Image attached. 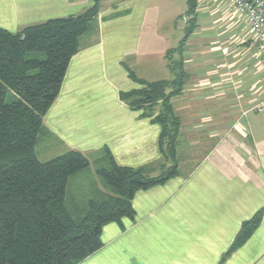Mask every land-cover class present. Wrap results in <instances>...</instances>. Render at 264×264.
<instances>
[{
    "label": "crops",
    "instance_id": "0c3cea01",
    "mask_svg": "<svg viewBox=\"0 0 264 264\" xmlns=\"http://www.w3.org/2000/svg\"><path fill=\"white\" fill-rule=\"evenodd\" d=\"M194 1L196 29L181 48L191 20L187 0L186 10L180 0H104L43 117L46 150L77 151L90 160L108 148L119 166L159 175L172 165L160 148L162 127L153 121L161 104L134 110L120 94L140 87L130 72L145 83L171 81V61L184 62L185 85L171 99L180 122L178 175L137 191L134 219L106 225L103 246L82 264H264L259 47L231 0ZM92 3L0 0V28L17 33L81 15ZM47 154L40 156L55 158ZM260 212L253 234L233 249L243 225Z\"/></svg>",
    "mask_w": 264,
    "mask_h": 264
},
{
    "label": "trees",
    "instance_id": "16d2710c",
    "mask_svg": "<svg viewBox=\"0 0 264 264\" xmlns=\"http://www.w3.org/2000/svg\"><path fill=\"white\" fill-rule=\"evenodd\" d=\"M103 1L93 0L81 15L49 20L17 33L0 28V264H82L103 246L106 225L123 226V218L134 219L132 200L137 191L178 175L180 122L171 99L181 94L187 79L180 57L171 61L173 80L145 83L130 72L140 87L120 94L134 110L161 104L153 121L162 127L160 148L172 165L162 166L159 175H151L149 168L119 166L108 148L99 153L94 172L90 160L77 151L47 161L37 157L40 138L49 134L43 117L60 92L81 38L94 31ZM187 3L191 20L181 48L196 29V3ZM87 177L97 189L86 193L84 186L80 188L78 204L72 198L76 187L72 180ZM261 219L262 212L243 225L233 249L250 238Z\"/></svg>",
    "mask_w": 264,
    "mask_h": 264
},
{
    "label": "built area",
    "instance_id": "2783aa9c",
    "mask_svg": "<svg viewBox=\"0 0 264 264\" xmlns=\"http://www.w3.org/2000/svg\"><path fill=\"white\" fill-rule=\"evenodd\" d=\"M231 2L233 10L247 19L259 47L260 63L264 69V0H231ZM256 110L264 114V100L257 105Z\"/></svg>",
    "mask_w": 264,
    "mask_h": 264
},
{
    "label": "rangeland",
    "instance_id": "374dc122",
    "mask_svg": "<svg viewBox=\"0 0 264 264\" xmlns=\"http://www.w3.org/2000/svg\"><path fill=\"white\" fill-rule=\"evenodd\" d=\"M179 3H180L181 5H184V8H185V10H186V8H187V3L185 2V0H180ZM182 23H183V22H180L179 24L182 25ZM43 136H44V137H43ZM43 136L40 138V142H41V141H44L43 138L46 137L45 135H43ZM40 142H39V144H38L37 147H36V154H37V157H38V159H39L40 161H47V160H48V159L45 160L44 158H42V157H41L42 155L46 157V156L48 155L47 153H49V157H51V156L55 155L54 152H58V151H56L57 149H52V147H50L49 149L46 150L44 145H42V146L40 145ZM53 153H54V154H53ZM64 153H65V152H64ZM51 154H52V155H51ZM57 154H63V153H62L61 150H59V152H58ZM40 155H41V156H40ZM57 156H58V155H57ZM53 157H56V156H53ZM51 159H52V157H51ZM49 160H50V158H49ZM98 161H99V158H98V157H97V158L90 159L91 167H92L91 169H92L93 172H94V165H95ZM92 178L96 180L97 187H98L99 189H103V186H102V184H101L99 178H98L97 176H95V175H93ZM77 180H78V179H77ZM77 180H76V178L72 180V183H73V184H74V183L76 184V187H72V191L74 192V196H72V198H74L75 202L79 204V203L81 202V199H82V195H80V191H79L80 188L82 189V187L84 186V188L87 190L86 193H90V192L95 193L94 191H96L97 188H95L94 185H90V184H89L90 179H88V177L85 178V179L81 178V179H79L78 181H77ZM90 183H91V182H90ZM72 186H73V185H72Z\"/></svg>",
    "mask_w": 264,
    "mask_h": 264
},
{
    "label": "water",
    "instance_id": "95a60500",
    "mask_svg": "<svg viewBox=\"0 0 264 264\" xmlns=\"http://www.w3.org/2000/svg\"><path fill=\"white\" fill-rule=\"evenodd\" d=\"M23 38V37H22Z\"/></svg>",
    "mask_w": 264,
    "mask_h": 264
}]
</instances>
